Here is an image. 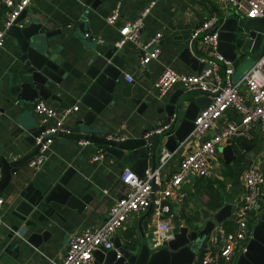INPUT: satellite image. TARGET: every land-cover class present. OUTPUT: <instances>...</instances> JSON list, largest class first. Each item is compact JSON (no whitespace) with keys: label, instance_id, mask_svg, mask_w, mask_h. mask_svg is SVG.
Segmentation results:
<instances>
[{"label":"crops","instance_id":"crops-1","mask_svg":"<svg viewBox=\"0 0 264 264\" xmlns=\"http://www.w3.org/2000/svg\"><path fill=\"white\" fill-rule=\"evenodd\" d=\"M93 1L86 5L84 0H33L25 19L21 22L35 19L45 24L55 32L52 40L57 42L54 46L57 56L71 62L78 69H83L88 49L95 47L106 50L107 47L115 46L120 37L121 25L137 17L149 2V0ZM117 2L120 3L119 17L117 22L111 25L105 18ZM230 7L224 0H157L144 17L140 40L146 41L155 33H160L159 53L144 70H140L138 61L141 51L138 44L128 41L120 48L121 73L115 83L118 95L103 110L102 119L98 123V135H120L126 139L138 136L144 128L150 131L168 122L164 104L179 88L182 91L179 102L183 101L178 113L181 119L190 101L202 95L197 92H185L180 85H175L164 97L158 98L153 82L165 67H170L179 74L197 73L201 64L198 58L208 50L203 52L198 50L193 54L189 47L191 58H194V61H190L189 58L180 57L181 48L185 43H190L194 29L209 15L217 13L220 17H225ZM5 11L0 0V28ZM236 15L246 18L239 12ZM85 33H90L93 38H86ZM16 55L15 40L6 35L4 45L0 49V158L4 157L7 161L18 159L31 151L32 147L23 140L22 134L18 133L20 124L29 121L42 124L41 116L33 109L37 100L22 101L10 92L11 85L15 80L18 81L20 63ZM256 58L257 56L244 58V61H240L242 65L239 63L234 72L238 76L243 75ZM125 74L133 77L132 83L125 80ZM76 82L78 80L73 79V84ZM128 84L130 85L126 89ZM121 89L129 95L122 96ZM68 93L79 95V91L74 89L72 84L67 85L64 90V95ZM153 96L157 100L147 102ZM132 98L137 99L136 104L131 102ZM141 101H146L147 106L138 112ZM75 104H78L79 108L65 119L67 127L73 125L76 115L81 111V104L79 102ZM229 116L237 115L229 110ZM228 141L234 157L226 162L222 150L228 145ZM242 141L249 145L248 151L241 146ZM263 144L264 132L258 127L252 129L247 137H235L225 141L218 147L217 153L210 161V174L206 177L185 179L180 187L184 193L183 200L176 202L174 198H169L166 201L171 209L169 216L171 228L173 207H177V216L180 219H182L180 209L183 208L186 212L193 213L196 220H200L202 210L214 214L218 209L229 205L228 216L214 226L206 249L200 250L190 264L199 260L205 252L218 248L212 243L211 237L219 229L225 231L238 229L237 218L244 193L242 175L250 164H256L258 161V168L264 173V160L260 158ZM100 147L98 143L80 145L77 140L56 136L47 151L46 161L39 169L29 167L26 162L11 174L9 182L0 191V197L3 198L0 211V264H59L65 253L69 235L80 234L84 229L97 227L105 221L109 206L118 197L123 186L120 173L125 167L132 169V165L114 157H106L104 153L99 159L93 160ZM163 147L160 146V151ZM178 160L179 154L174 153L162 168V176L174 171ZM221 164L225 167L218 172ZM150 165L149 158L147 168ZM57 181L71 193H86L87 190H91L93 195L80 209L45 202L42 189ZM208 189L215 192V199L210 200ZM263 208L264 193L261 189L259 211L249 218L246 226V230H250V235L253 224ZM153 209L154 207L149 208L145 233L147 240L156 223ZM144 212L130 214L123 227L119 228V233H114V236H119L122 242L126 237L133 236L135 242L139 243L141 240L139 223ZM28 239H33L34 242L31 243ZM248 239L247 237L245 243ZM9 249L12 250L11 254L6 252ZM238 256L228 264H236Z\"/></svg>","mask_w":264,"mask_h":264},{"label":"built area","instance_id":"built-area-1","mask_svg":"<svg viewBox=\"0 0 264 264\" xmlns=\"http://www.w3.org/2000/svg\"><path fill=\"white\" fill-rule=\"evenodd\" d=\"M5 7V15L0 28V49L4 45L6 30L14 24L23 11L28 10L33 0H1ZM157 0H149L139 15L127 20L119 29L120 37L115 47L121 48L126 42L137 43L141 55L139 69L144 70L147 64L159 53L160 33H155L146 41L140 40L144 17ZM244 17H261L264 14V0H224ZM120 3L117 2L105 18L108 24H115L119 17ZM220 16L217 13L209 15L192 33L191 39L198 37L197 46L200 51L208 50L198 59L203 64L200 71L194 74H179L170 67H165L153 82L155 95H164L175 85H180L185 92L200 91L210 99L209 104L199 109L193 120L189 134L177 143L173 151L163 147L159 153L158 163L154 169L144 170L137 174L129 167L120 173L122 189L109 206L105 221L93 228H86L80 234H72L67 238L66 250L59 264H94V252L99 248H113V236L117 229L123 227L128 216L135 212H144L154 207L153 215L156 223L150 234V244L153 249L161 247L170 237V205L166 202L174 198L181 202L184 193L181 184L190 177H206L210 174V161L217 153L218 147L225 141L235 137H247L252 129L260 128L264 132V53L257 56L253 64L236 81L232 79L234 67L216 51L217 30L214 29ZM21 25V23H19ZM86 38H93L90 33ZM210 50V52H209ZM128 83L133 77L124 75ZM78 104L67 108H55L43 100L34 104V111L41 116L44 130L35 138L39 145L37 153L27 161L33 169H39L47 159V151L58 133H69L65 119L77 111ZM229 110L236 117L229 116ZM176 114L171 115L168 122L158 125L148 131L144 138L153 133L166 131ZM107 139L124 140L120 135H107ZM80 145L88 140H77ZM93 160L104 153L102 147ZM179 154L177 167L167 176H162V168L169 158ZM259 158V155H258ZM260 158L264 160V144ZM1 177V170H0ZM244 193L238 215V229L225 231L219 229L211 237L212 243L218 248L205 254L192 264H228L239 254L245 252V240L250 237L246 230L249 218L259 211L261 189L264 185V173L255 164H250L242 175ZM3 198L0 197V211ZM119 254H117L118 256Z\"/></svg>","mask_w":264,"mask_h":264},{"label":"water","instance_id":"water-1","mask_svg":"<svg viewBox=\"0 0 264 264\" xmlns=\"http://www.w3.org/2000/svg\"><path fill=\"white\" fill-rule=\"evenodd\" d=\"M92 1L84 0V3L90 5ZM92 6L95 5L92 4ZM27 11V9L23 11L14 24L6 30V35L15 40L16 58L20 63L17 72L18 81L15 80L11 85L10 92L22 101L43 100L50 106L59 109L79 102L81 111L76 115L73 125L69 127L70 132L58 133L57 136L98 143L103 148L106 157L123 160L125 163L131 164L137 174L142 175L147 168L149 158L150 168L156 167L160 146L163 145L167 150L173 151L177 143L191 131L198 110L209 104L210 99L206 94L194 91L202 96L190 101L180 119L178 113L183 101L179 102L182 93L179 88L170 95L164 104L167 120L174 113L177 116L176 121H173L166 131L159 134L153 133L144 138V135L149 131L144 128L138 136L119 141L98 135V123L102 119L103 110L118 95L115 83L121 73V49L115 46L107 47L106 50L89 48L83 69H78L71 62L57 56L54 48L57 42L52 40L54 31L35 19L21 22L25 19ZM225 15V17H220L214 27L217 30L216 51L234 68L244 58L261 56L264 53V14L261 17L243 18L237 16L230 9ZM197 43L198 37L191 39L190 43H185L181 48L180 57L194 61V58H191L190 49L193 54H196V51L199 50ZM202 67L201 63L199 71ZM73 79L78 82L73 84ZM71 84L74 89L79 91V95L77 93L64 95L67 85ZM129 85L126 86V89ZM126 94L129 95L121 89V95L126 96ZM153 98L148 99L147 102L157 100L154 96ZM131 102L136 104L137 99L132 98ZM138 106V112H140L147 106V103L141 101ZM43 130L44 126L38 125L36 122L29 121L20 124L18 133L22 134L23 140L32 148L22 157L12 161H7L4 157L0 158V191L9 182L11 174L37 153L39 145L35 144V138ZM240 144L248 151L249 145L246 142L242 141ZM222 151L226 162L234 157L229 141ZM41 193L47 203L76 209L82 208L93 195L91 190H87L86 193H71L64 189L59 181L50 183L45 189H42ZM262 193H264V186ZM228 209L229 205H225L214 214L202 210L201 219L196 220L193 213L186 212L183 208L180 209L182 219L178 218V209L173 207L172 237L157 249H153L150 240L145 237L150 213V210L147 209L140 218L141 240L139 243L135 242L133 236L126 237L124 242L120 240L119 236H114L112 239L113 248H99L94 252V264H190L200 250L206 249L212 229L228 216ZM119 231L117 229L115 233H119ZM28 241L34 242L33 239H28ZM245 246L246 250L238 256L236 264H264V208L253 224L251 235ZM210 249L212 250V248ZM6 252L11 254L12 250L9 249ZM117 254L119 255L117 256Z\"/></svg>","mask_w":264,"mask_h":264},{"label":"rangeland","instance_id":"rangeland-1","mask_svg":"<svg viewBox=\"0 0 264 264\" xmlns=\"http://www.w3.org/2000/svg\"><path fill=\"white\" fill-rule=\"evenodd\" d=\"M231 8V10L232 11H234V12H236V13H238L234 8H232V7H230ZM252 59V58H251ZM244 61V60H243ZM254 62V61H253ZM240 64L242 65V62H240ZM241 65H239L240 67H241ZM239 67V68H240ZM238 68V67H237ZM246 72V71H245ZM242 75H237V73H235L234 72V74L232 75V79L234 80V81H236V80H238L240 77H241ZM258 163H259V161L255 164L257 167H258ZM225 166L223 165V164H221V168L219 169H217V171L218 172H220L221 170H222V168H224ZM150 252V251H149Z\"/></svg>","mask_w":264,"mask_h":264},{"label":"trees","instance_id":"trees-1","mask_svg":"<svg viewBox=\"0 0 264 264\" xmlns=\"http://www.w3.org/2000/svg\"><path fill=\"white\" fill-rule=\"evenodd\" d=\"M208 194H209V198H210V200H212V199H215L216 198V195L214 194L215 192L212 190V189H208Z\"/></svg>","mask_w":264,"mask_h":264}]
</instances>
